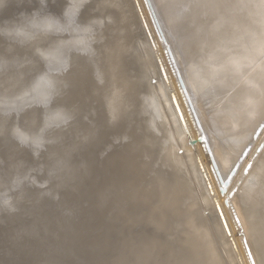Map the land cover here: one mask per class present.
<instances>
[{
    "label": "bare ground",
    "instance_id": "obj_1",
    "mask_svg": "<svg viewBox=\"0 0 264 264\" xmlns=\"http://www.w3.org/2000/svg\"><path fill=\"white\" fill-rule=\"evenodd\" d=\"M47 1L52 0L4 2L9 4L8 7L32 2L42 11ZM54 1L55 6L60 9L62 20L60 22L54 17L46 20L45 32L39 36L69 32L65 33L69 36L64 35L52 41L53 49L51 48L43 59L42 72L49 75L48 71L63 72L69 68L68 72L63 75L61 72L56 79H52L61 81L64 90L69 91L64 97V106H67V103L73 106V129L78 131L74 143L78 147L76 155L81 171L77 200L70 207L72 217L74 216L77 222H80V219L88 220L100 226L108 224L109 221L116 225L119 219H123L124 222H130L131 226H136L151 214L155 222L154 227H170L173 235H176V238L168 243L164 244L163 241L158 244L160 249L156 255L157 264H188V260H197V264H220L219 260L214 258L210 261L206 230L202 228L198 216L193 214L195 200L200 205H205L209 199L216 206L215 209L218 207L205 180L203 163H200L199 157L207 162L206 166L204 165L207 174H217L216 168H212L215 162L222 174L232 175V168L235 170L234 161L238 157L241 159L244 151L254 145L258 127L264 123V0H150L157 20L154 23V16L151 14L152 20H149L161 28L163 40L167 39V35L170 38L169 42H166L170 51L164 50L163 57H166L168 63L170 60L171 64L176 66L169 67L170 70L174 68L175 73L172 70L171 72L185 100L175 92L178 89L174 90V81L169 78L170 74L168 76L164 66L166 62L163 64L164 59L160 57L163 52L158 50L155 43L158 39L155 38V41L151 36L153 33L149 32L148 22L146 23L137 0H131L135 13L132 12L139 21L138 27L135 28L140 30L142 53L147 56L149 63L147 70L154 65L157 67L150 76H155L158 81L155 85L154 82H148L150 90L145 93L137 78L131 83L128 82L126 65L130 62L131 53L129 46L120 41L123 38L127 41L130 37L131 42V37H136L135 33L130 35L121 32L118 35L115 29L121 31L123 28L115 24L116 18L111 10L100 7V0ZM4 2H0V6ZM30 19L31 23L36 24L33 18ZM108 23L115 29H112L111 37L105 42V53L102 55L96 52L94 55L95 46L87 43L86 38L92 36L101 25L107 26ZM1 31L3 29H0V33ZM19 35L17 34V37ZM59 46L61 51L67 47L75 49L77 56L71 67L66 59H61L57 50ZM45 69L47 70L44 71ZM143 75L147 77L146 74ZM41 78L38 81L41 89L52 85V80L45 79L43 75ZM38 95L41 97L39 101L45 103L47 95ZM156 95L162 97L157 115L163 118L167 125L172 124L168 126L160 143L155 140L151 131L157 126V115H152L148 108ZM192 104L196 106L198 116L193 112ZM154 109L157 112L155 106ZM149 111L151 112L147 113ZM88 113L91 116L86 119ZM184 113L190 119L193 132L198 136L197 140L201 138L198 144L201 155L198 154V148L192 145L187 128L189 123L187 121L186 125ZM10 139L16 141L29 158L35 161L40 142L25 134L14 133ZM179 148L183 149L181 153ZM253 149L255 151V147ZM252 155L253 153L251 157ZM246 156L248 161L250 154ZM82 162L85 166H81ZM240 167L241 165L238 169ZM238 169L232 177L236 179L234 183L241 179L239 173L243 170ZM25 181H29L28 186L33 185L30 179ZM233 182L230 180L225 188L233 190L236 186ZM102 187L104 193L103 189L99 190ZM202 188L206 192L205 195ZM112 190H115V195L108 196L107 192ZM99 191L100 193L96 194ZM128 195L130 199H124ZM234 199L245 236L254 247L250 253L253 258L256 257L258 264H264V154L257 158L246 179L238 184ZM222 203L220 202L223 206ZM159 213L165 217H161ZM219 218L220 225L226 232L222 216L219 215ZM126 236L131 240L136 239L132 237V231ZM6 253L9 254H6L9 260L18 256L15 249Z\"/></svg>",
    "mask_w": 264,
    "mask_h": 264
},
{
    "label": "rangeland",
    "instance_id": "obj_2",
    "mask_svg": "<svg viewBox=\"0 0 264 264\" xmlns=\"http://www.w3.org/2000/svg\"><path fill=\"white\" fill-rule=\"evenodd\" d=\"M4 1L6 0H0V2ZM137 1L144 13L146 23L148 22L147 27L150 34L156 32V34H154L155 37L153 34L151 36L153 39H158H155V41H158L155 42L158 44H156V46L159 48L158 50L160 52H163L160 57L164 59L162 60L163 64L166 62L164 66L168 76L170 74L169 78L174 81L172 82L173 85L175 84L174 90L178 89L173 77L174 75L171 72L172 70L173 73H175L173 69L176 68V66L174 67L170 60L168 63V61L165 60L166 57H163L165 56L163 55L164 50L167 52L168 50L170 51L169 46L166 45V42L168 43L170 38L167 35V41L163 40L160 33L161 28L153 24V22L151 23V15H153L154 12L152 13L149 6H147V1ZM8 5L9 4L5 2L2 3V8L0 10V16L2 17L0 19V29H3V31H1L2 33H0V104L4 103L0 105V264H157L156 255H158L160 249L158 244L163 243V241H165L164 244H166L173 238H176V235H173L170 227H154L155 222L151 214L148 215L149 217L143 218L136 226H131L130 222H124L123 219H119L116 225L113 224V221H109L108 224L100 226L88 220L80 219L81 221L77 222L74 220V216L72 217L70 207H72L74 201L77 200L79 172L81 171L78 161L79 158L76 155L78 147L74 143L78 137V131L75 132L73 129L75 115H73L71 110L73 107L71 104L67 103V106H64V97L68 95L69 91L67 89L66 91L64 90L61 81L55 80L62 71H48L49 75H44L42 72L44 69L43 59L47 57L49 50H51V48L53 49L51 45L52 41L56 38L59 39L61 36H64L65 33L69 32L63 31L57 35H52L53 38L48 34H46L45 37L39 36L43 35L45 32L44 26H46V20L52 19L53 17L59 19V21L62 20L60 9L55 6L54 0L51 2L47 1L42 11L38 10L36 5L32 4V2H22L20 5L13 7H8ZM100 7H106L111 10L116 18L115 24L117 23V26L123 29L117 31L113 26L112 28L109 25L111 23H108L107 26L101 25L99 29L95 30L92 36H87V43L95 46L93 48L94 55L96 52H99V54L102 53L103 55L105 53V42L107 43L106 40L111 37L112 29H115L118 35L121 32L130 35L135 33L136 37H131V42H129L130 37L127 41H125V38L120 39L121 43L129 46V51L131 53L129 58L130 62L126 65L128 74L127 79L128 82L131 83L137 78L140 81L141 88L144 89V93L146 90L149 91L148 82H154V84H152L155 85L158 81L155 79V76H152V78L150 76V73L155 72L157 67L154 65L150 70H147L149 63L147 56L142 53L143 48L140 41V30L135 28L138 27L139 21L137 16L135 17L136 14H133L135 11L131 0H100ZM145 10H149L147 11L149 13L147 14ZM147 16H149V18H147ZM30 18H33L36 24L31 23V21H29ZM155 19L157 20L156 17ZM155 19L154 23L156 22ZM19 32H21V34ZM86 33L88 34L89 31ZM17 34H20L22 37H20V35L17 37ZM158 34L160 36H157ZM65 36L69 35L66 34ZM57 50L60 52L61 59H66L70 67L75 63L74 58L77 55L73 47H67L65 50L61 51L59 46ZM160 52L159 54L161 55ZM169 66H173L174 68L170 70ZM46 70L47 69L44 71ZM61 70L64 69L61 68ZM68 71L69 68H66L61 75ZM143 74H146L147 77ZM155 74H157V72ZM42 75L45 76V79L52 80V85L41 89L38 86V81ZM171 76L173 78H171ZM52 77L55 79H52ZM33 85L34 87H32ZM28 88L30 90H28ZM33 88L36 90L38 89V92L36 90L34 92ZM31 90L33 92H30ZM175 92H178L177 94H180L179 97L185 100L179 89L178 91L175 90ZM38 93L47 95L44 100L45 103L42 104L39 101L41 97ZM157 96L159 95L153 97L151 104L149 103L148 108L152 111V115L159 114L160 107L158 104L160 101L162 102V97ZM182 100L181 102L183 103ZM184 102L186 104V101ZM192 110L193 112L195 111L194 113L198 116L196 106L193 104ZM90 116L91 115L88 113L86 119H89ZM184 116L186 117V125L187 121L189 123L188 125H190V129L188 125L187 128L192 139V145L198 148V151V144L201 138L197 140L198 136L193 132L189 117H187L186 114ZM155 121L157 126L151 129V131L155 135V140L160 143L162 137L167 132L166 130H168V126H172V124L170 123L167 125L166 121L158 115ZM258 128L259 131H257L258 133H256L254 137L256 142H254V145L252 144L248 147L240 156L243 162L239 157L240 160L237 158L234 161L235 170H232L233 174L230 176H227V173L222 174L215 162H213V167H211L216 168L217 174L215 172V176L209 175L212 174V172L207 174L208 172L204 167L207 162L199 157L200 163H203L205 180L218 206L217 209H215L216 206H214L209 199H207L208 201L205 205H200L196 200L193 203V214L198 216L202 228L206 230L205 233L208 239V245L210 246V250L208 251L210 261L213 260L211 258H214L219 260L220 264H236V262L237 264H251L252 259L254 264H258L256 257L253 258V255L250 253V250L253 251L254 247L249 238L245 236V229L241 226L239 219L240 213L236 209L234 199L238 184H241L246 179L247 174L255 165L257 158L262 157L264 154V123ZM147 131L149 130L147 129ZM14 133L28 135L32 137L34 141L40 142V148L36 153V157H34L35 161L32 160L33 158H29V155L26 154L24 149L18 146L16 141L10 139L11 134ZM254 147L255 151L253 149ZM181 150L183 149H178L180 153ZM257 150L258 152H256ZM199 152H201L200 150L198 154L201 155L202 152ZM248 152L250 154V159L249 157L248 159L252 163L246 159V154L249 155ZM252 153L254 156L252 155L251 157ZM245 163H247L246 166ZM249 163L252 165L250 166ZM240 165L241 169H239L243 170L239 173L241 179L234 183L233 181H236V179H232V177L236 174L235 172H237ZM81 166H85V163L82 162ZM245 168L248 170L246 169L247 171L245 170L244 172ZM209 177L210 180L214 179L217 181H210ZM225 177H227L228 180H226L227 178ZM26 179H30L33 185L28 186L27 182L29 181H25ZM230 180L236 184V186H234L235 188H233V190L231 189L232 191L229 190L230 188L227 189L228 187L225 188L228 186L227 183H229ZM224 181H226V183ZM216 182L218 184H216ZM214 185H216L217 188ZM219 189L220 193H218ZM226 189L227 192L225 191ZM99 190H102L104 193L103 187ZM108 192V196L115 195V190ZM99 193L100 191L96 194ZM202 193L204 195L206 194L203 188ZM229 193H231V195ZM216 197H218V199ZM124 199L129 200V195ZM218 201L221 203L223 201L225 202L222 203V206ZM226 201L228 202L226 203ZM219 205H221V207ZM158 211L159 209L156 210V212ZM14 212L15 216H13ZM218 212L220 214H218ZM162 213H159L161 214L160 216L165 217ZM219 215L223 218L226 232L220 225ZM130 231H132V237L136 238L135 240L127 238L126 235L130 233ZM240 238L242 239L240 240ZM12 249L18 251V256L14 258V260H9L7 257L9 254L6 252ZM187 263L197 264V260H188Z\"/></svg>",
    "mask_w": 264,
    "mask_h": 264
},
{
    "label": "water",
    "instance_id": "obj_3",
    "mask_svg": "<svg viewBox=\"0 0 264 264\" xmlns=\"http://www.w3.org/2000/svg\"><path fill=\"white\" fill-rule=\"evenodd\" d=\"M147 1V3H148V6H149V8H150V10L152 11V13L154 12L153 10H152V6H151V4H150V0H146ZM2 6V5H1ZM0 6V10H1V7ZM153 16H154V19H155V14H153ZM156 20V19H155ZM2 33V32H1ZM233 170V169H232ZM232 170H231V172H232ZM226 182V181H225ZM235 220H236V218H235ZM250 259H251V257H250ZM251 264H254V262H253V260L251 259Z\"/></svg>",
    "mask_w": 264,
    "mask_h": 264
}]
</instances>
